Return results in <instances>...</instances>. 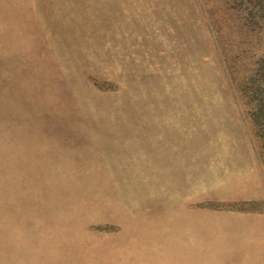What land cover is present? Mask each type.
Segmentation results:
<instances>
[{
  "label": "rangeland",
  "instance_id": "obj_1",
  "mask_svg": "<svg viewBox=\"0 0 264 264\" xmlns=\"http://www.w3.org/2000/svg\"><path fill=\"white\" fill-rule=\"evenodd\" d=\"M232 6L0 0V264H264Z\"/></svg>",
  "mask_w": 264,
  "mask_h": 264
},
{
  "label": "trees",
  "instance_id": "obj_2",
  "mask_svg": "<svg viewBox=\"0 0 264 264\" xmlns=\"http://www.w3.org/2000/svg\"><path fill=\"white\" fill-rule=\"evenodd\" d=\"M231 3L235 4L234 7L232 6L234 11L232 21L246 26L247 21L251 19L253 25L258 27V33L254 34L253 38V45L256 48L251 45L252 57L246 62L247 67L241 74L240 82L234 85V94L243 110V117L258 143L259 156L264 166V44L261 42L264 38V28L262 27V25L264 26V0H220V6L223 8L222 26L224 23H231V19L225 13V9L229 8ZM205 29L206 33L211 34L215 40L213 35L214 31H216V35L219 33L217 28L213 30V26L211 28V25L207 23ZM247 40V36H240L239 54H243L244 46H250ZM228 81L232 84L231 79Z\"/></svg>",
  "mask_w": 264,
  "mask_h": 264
},
{
  "label": "crops",
  "instance_id": "obj_3",
  "mask_svg": "<svg viewBox=\"0 0 264 264\" xmlns=\"http://www.w3.org/2000/svg\"><path fill=\"white\" fill-rule=\"evenodd\" d=\"M247 217H251V218H256V220H259V221H262L261 219H257V218H261V217H263L264 218V214L263 215H261V214H256V213H251V212H249V213H244ZM264 220V219H263ZM263 222V221H262Z\"/></svg>",
  "mask_w": 264,
  "mask_h": 264
}]
</instances>
